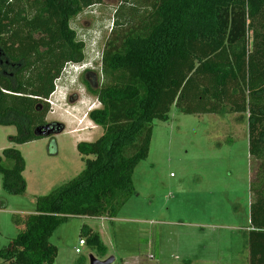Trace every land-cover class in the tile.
Listing matches in <instances>:
<instances>
[{
  "label": "trees",
  "instance_id": "1",
  "mask_svg": "<svg viewBox=\"0 0 264 264\" xmlns=\"http://www.w3.org/2000/svg\"><path fill=\"white\" fill-rule=\"evenodd\" d=\"M104 1L0 0L1 59L8 61L0 64V125L16 127L11 142L43 137L35 131L49 124L56 80L86 60L71 22ZM118 1L100 75L85 82L100 103L88 117L103 132L77 143L85 167L76 177L36 196L34 212L12 216L18 233L0 244V264H53L58 248L50 238L68 218L116 217L135 194L134 170L149 155L153 125L173 105L187 114L247 117L248 152L258 162L250 182L249 264H264V0ZM51 125V135L65 129ZM26 166L20 149L2 150L6 193L26 192ZM83 232L103 254L99 234Z\"/></svg>",
  "mask_w": 264,
  "mask_h": 264
},
{
  "label": "rangeland",
  "instance_id": "2",
  "mask_svg": "<svg viewBox=\"0 0 264 264\" xmlns=\"http://www.w3.org/2000/svg\"><path fill=\"white\" fill-rule=\"evenodd\" d=\"M119 5L118 0H105L71 22L85 43L86 60L68 65L56 80L46 118L63 123L64 131L15 144L9 137L16 127L0 125V153L15 147L27 162L24 194L6 193L0 178V202L7 203L0 213L1 245L18 233L13 215L34 212L36 196L84 169L77 143L94 141L103 132L88 117L100 103L85 82H96L100 75L104 41ZM84 69L92 75L86 77ZM254 161L248 152L246 116L187 114L173 105L168 118L153 125L149 155L134 170L135 194L114 218L73 216L63 222L50 238L58 248L53 264H90L91 255L101 260L114 256L111 264H249ZM86 227L99 234L103 254L86 241Z\"/></svg>",
  "mask_w": 264,
  "mask_h": 264
},
{
  "label": "water",
  "instance_id": "3",
  "mask_svg": "<svg viewBox=\"0 0 264 264\" xmlns=\"http://www.w3.org/2000/svg\"><path fill=\"white\" fill-rule=\"evenodd\" d=\"M53 132V126L51 123L36 129L35 133L43 137L50 136ZM115 260L114 256L108 257L107 259L101 260L93 255L90 256V264H111Z\"/></svg>",
  "mask_w": 264,
  "mask_h": 264
},
{
  "label": "crops",
  "instance_id": "4",
  "mask_svg": "<svg viewBox=\"0 0 264 264\" xmlns=\"http://www.w3.org/2000/svg\"><path fill=\"white\" fill-rule=\"evenodd\" d=\"M26 170H27V166H26ZM26 170L24 171V176H25ZM25 179H26V177H25ZM26 181H27V179H26ZM0 198H3V197H0ZM6 205H7L6 202L5 203H4V201L0 202V213L6 209ZM248 229H249V227L247 228V230Z\"/></svg>",
  "mask_w": 264,
  "mask_h": 264
},
{
  "label": "flooded vegetation",
  "instance_id": "5",
  "mask_svg": "<svg viewBox=\"0 0 264 264\" xmlns=\"http://www.w3.org/2000/svg\"><path fill=\"white\" fill-rule=\"evenodd\" d=\"M4 56V53L3 52H1V50H0V64L1 65H3V63H5V64H8V61H3L2 59H1V56ZM12 66H14V65H12ZM92 72L91 71H88V72H85V75H86V77L87 76H90L89 74H91ZM92 83V82H91ZM49 123H51V122H49Z\"/></svg>",
  "mask_w": 264,
  "mask_h": 264
},
{
  "label": "built area",
  "instance_id": "6",
  "mask_svg": "<svg viewBox=\"0 0 264 264\" xmlns=\"http://www.w3.org/2000/svg\"><path fill=\"white\" fill-rule=\"evenodd\" d=\"M65 69H66V68H65ZM48 101H49V100H48ZM50 102H51V101H50ZM79 244H80V245H84V244H85V241L81 239L80 242H79ZM76 251L79 253L81 250H80V248H77Z\"/></svg>",
  "mask_w": 264,
  "mask_h": 264
},
{
  "label": "clouds",
  "instance_id": "7",
  "mask_svg": "<svg viewBox=\"0 0 264 264\" xmlns=\"http://www.w3.org/2000/svg\"><path fill=\"white\" fill-rule=\"evenodd\" d=\"M70 65H76V66H77V65H80V64H70ZM84 70H85V69H84ZM84 70H82L81 72H83Z\"/></svg>",
  "mask_w": 264,
  "mask_h": 264
}]
</instances>
